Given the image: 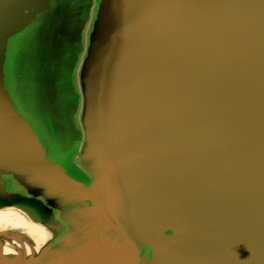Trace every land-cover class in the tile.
<instances>
[{"label":"water","instance_id":"1","mask_svg":"<svg viewBox=\"0 0 264 264\" xmlns=\"http://www.w3.org/2000/svg\"><path fill=\"white\" fill-rule=\"evenodd\" d=\"M1 209L0 264H264V0H0Z\"/></svg>","mask_w":264,"mask_h":264},{"label":"bare ground","instance_id":"2","mask_svg":"<svg viewBox=\"0 0 264 264\" xmlns=\"http://www.w3.org/2000/svg\"><path fill=\"white\" fill-rule=\"evenodd\" d=\"M42 224L43 223H41L40 219L23 216L15 209L0 210V226H22L26 228H32L36 226L40 227ZM62 236L64 239L65 235L60 233V238ZM57 246H59V243Z\"/></svg>","mask_w":264,"mask_h":264}]
</instances>
